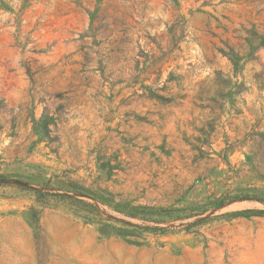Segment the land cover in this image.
Instances as JSON below:
<instances>
[{"label": "rangeland", "instance_id": "374dc122", "mask_svg": "<svg viewBox=\"0 0 264 264\" xmlns=\"http://www.w3.org/2000/svg\"><path fill=\"white\" fill-rule=\"evenodd\" d=\"M260 198L264 0H0V264H264Z\"/></svg>", "mask_w": 264, "mask_h": 264}, {"label": "crops", "instance_id": "0c3cea01", "mask_svg": "<svg viewBox=\"0 0 264 264\" xmlns=\"http://www.w3.org/2000/svg\"><path fill=\"white\" fill-rule=\"evenodd\" d=\"M93 239V238H92ZM116 241L124 243V241L118 237H115Z\"/></svg>", "mask_w": 264, "mask_h": 264}, {"label": "trees", "instance_id": "16d2710c", "mask_svg": "<svg viewBox=\"0 0 264 264\" xmlns=\"http://www.w3.org/2000/svg\"><path fill=\"white\" fill-rule=\"evenodd\" d=\"M259 200L263 201L264 202V199L260 198Z\"/></svg>", "mask_w": 264, "mask_h": 264}]
</instances>
